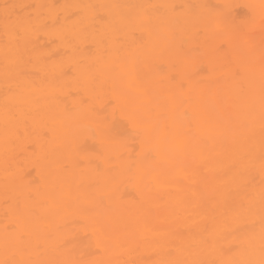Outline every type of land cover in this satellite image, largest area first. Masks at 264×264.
<instances>
[{
	"label": "snow or ice",
	"instance_id": "snow-or-ice-1",
	"mask_svg": "<svg viewBox=\"0 0 264 264\" xmlns=\"http://www.w3.org/2000/svg\"><path fill=\"white\" fill-rule=\"evenodd\" d=\"M13 7L5 143L48 148L35 190L5 183L0 264H264V0Z\"/></svg>",
	"mask_w": 264,
	"mask_h": 264
},
{
	"label": "bare ground",
	"instance_id": "bare-ground-1",
	"mask_svg": "<svg viewBox=\"0 0 264 264\" xmlns=\"http://www.w3.org/2000/svg\"><path fill=\"white\" fill-rule=\"evenodd\" d=\"M113 4V3H152V4H206L209 6L223 5L231 3L233 5H248L260 3V0H0V15H2L6 5L14 6L11 11L13 15L20 17H36L40 16L46 19L49 16L47 5H56L57 8L64 4ZM249 9L246 7H236L234 15L238 19H244L248 16ZM51 23V20H49ZM45 49H57L63 51L60 41H51L47 35H42L38 41ZM2 87V81H0ZM2 99V97H0ZM116 130L120 131L119 122L116 124ZM21 136H24L21 130ZM91 143V141H89ZM48 145L41 135H31L27 139L17 140L13 137L7 144L5 143L3 121L0 119V232H2L5 216L3 199L5 195V183L8 182L13 187V191L9 195H14L15 190H24L31 187L33 190L41 184L42 174L44 172L45 162L44 155ZM23 173V179H20V173ZM256 182L260 180L257 174ZM126 199L136 196V193L129 189L126 193ZM89 241L85 237L83 243Z\"/></svg>",
	"mask_w": 264,
	"mask_h": 264
}]
</instances>
